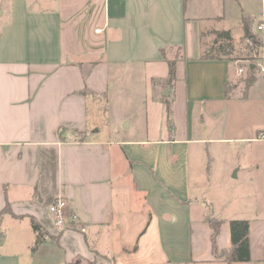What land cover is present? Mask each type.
<instances>
[{"label": "crops", "instance_id": "crops-1", "mask_svg": "<svg viewBox=\"0 0 264 264\" xmlns=\"http://www.w3.org/2000/svg\"><path fill=\"white\" fill-rule=\"evenodd\" d=\"M202 1L0 0V264H264V66L201 39L264 0Z\"/></svg>", "mask_w": 264, "mask_h": 264}, {"label": "trees", "instance_id": "trees-1", "mask_svg": "<svg viewBox=\"0 0 264 264\" xmlns=\"http://www.w3.org/2000/svg\"><path fill=\"white\" fill-rule=\"evenodd\" d=\"M241 24L243 37L247 38L254 45H260L262 43L261 36L258 33L255 27L259 24L256 22V17L249 13H244L241 16ZM215 40L214 44H219L218 54H222L225 57H228L233 50V38L229 30H217L214 31ZM212 46L208 47V52H212ZM221 48L222 50H220ZM217 50V49H216ZM219 56V55H218ZM255 65L250 63L248 66L249 74L244 79L245 85H250L255 77L252 75L254 72ZM169 75L170 78L174 76V62H169ZM228 87L225 88V95L229 96ZM4 212H10L8 207H5L0 211V214ZM31 226L34 230L37 231L38 236H42L45 231L42 229L41 225L34 219L30 217ZM211 228L213 229L211 238L213 243V251L216 252L215 247V236L217 234L218 228L220 226V221L209 218L208 219ZM230 227V237H231V247L229 250H224L221 252V256L225 261L231 263L235 261L246 262L250 260V246H249V222L246 219H231L229 222ZM175 264V263H171Z\"/></svg>", "mask_w": 264, "mask_h": 264}, {"label": "rangeland", "instance_id": "rangeland-1", "mask_svg": "<svg viewBox=\"0 0 264 264\" xmlns=\"http://www.w3.org/2000/svg\"><path fill=\"white\" fill-rule=\"evenodd\" d=\"M253 1H254L253 6L255 7L256 0H253ZM202 2H204V0ZM250 2L252 3V0H250ZM257 4H258V2H257ZM258 10H260V9H258ZM187 12H188V9H187ZM255 29H257V26L255 27ZM257 31L260 34L261 40H262V43L259 46L254 45L247 38H245L241 35V36H239L238 39H236L233 42V50L230 53V55L228 56L229 58L240 60L238 62V64H239V67L243 69V71L239 72L238 78L242 80L243 85H244V79L249 74V71H248L249 64L253 63L255 65V69H257L260 62H261L260 59L262 58V55L264 52L263 32H262V30H259V29H257ZM215 37H216L215 34L211 33V32L203 33L201 35L202 41L203 40L207 41L209 48H210V46H212V48H211L212 53L217 54L219 44L213 45ZM219 49L222 50L221 48H219ZM255 71H254V73H255ZM77 227H79V226H77Z\"/></svg>", "mask_w": 264, "mask_h": 264}, {"label": "built area", "instance_id": "built-area-1", "mask_svg": "<svg viewBox=\"0 0 264 264\" xmlns=\"http://www.w3.org/2000/svg\"><path fill=\"white\" fill-rule=\"evenodd\" d=\"M257 29L262 30L263 32V40H264V27L262 24L257 25ZM96 31H99V29H96ZM260 63L264 66V52L262 55V58L260 59ZM262 70L264 71V67H262ZM243 69L240 68L239 72H242ZM264 139V135L262 136ZM49 213L51 214L53 218V223L55 227L58 230H63L68 227L74 226L75 221V215L71 214L68 211V205L66 199L59 196L57 197L50 205H49Z\"/></svg>", "mask_w": 264, "mask_h": 264}]
</instances>
